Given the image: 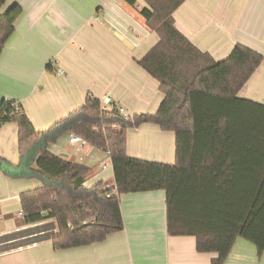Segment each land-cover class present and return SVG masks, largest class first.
Here are the masks:
<instances>
[{
	"label": "trees",
	"instance_id": "trees-1",
	"mask_svg": "<svg viewBox=\"0 0 264 264\" xmlns=\"http://www.w3.org/2000/svg\"><path fill=\"white\" fill-rule=\"evenodd\" d=\"M126 1L137 6L136 0ZM185 1L145 0L139 9L159 35L137 61L160 83L164 99L156 113L125 117L116 103L103 110L101 99L89 94L80 108L37 131L20 103L1 100L0 128L17 123L21 163L42 185L20 195L23 223L35 225L36 238L25 242V229L4 234L0 252L44 240L55 249L103 241L124 227L122 194L163 189L168 233L195 236L199 252L218 254L212 264H225L238 238L263 256L264 104L238 92L264 54L238 43L227 58L214 60L175 26L174 12ZM5 3L0 0V7ZM22 12L13 4L0 13V55ZM146 122L175 132L174 164L128 156L127 129ZM69 131L110 152L115 187L101 181L86 187L89 166L48 150L49 142ZM36 153L32 167L26 160ZM5 163L0 157V168Z\"/></svg>",
	"mask_w": 264,
	"mask_h": 264
},
{
	"label": "crops",
	"instance_id": "crops-1",
	"mask_svg": "<svg viewBox=\"0 0 264 264\" xmlns=\"http://www.w3.org/2000/svg\"><path fill=\"white\" fill-rule=\"evenodd\" d=\"M136 2L135 7L126 0H6L0 13L13 4L23 12L0 55V102L20 103L37 131L80 108L89 94L111 98L127 116L156 113L164 99L160 83L137 61L159 35L140 14L145 0ZM174 18L177 29L216 61L238 43L264 54V0H186ZM238 96L264 104V60ZM72 133L49 142L48 150L89 166L86 187L100 181L115 187L109 153L91 144L83 153L70 143ZM126 150L130 157L174 164L175 132L150 122L130 127ZM36 155L26 163L34 167ZM0 157L7 162L0 168L2 236L29 226L23 223L20 195L42 182L29 177L21 163L15 122L0 128ZM166 198L163 189L124 193L121 231L64 249L44 240L0 252V264H212L218 254L199 252L195 236L168 233ZM225 264H264V254L259 257L253 243L238 238Z\"/></svg>",
	"mask_w": 264,
	"mask_h": 264
},
{
	"label": "built area",
	"instance_id": "built-area-1",
	"mask_svg": "<svg viewBox=\"0 0 264 264\" xmlns=\"http://www.w3.org/2000/svg\"><path fill=\"white\" fill-rule=\"evenodd\" d=\"M101 103H102V105H101L102 109H103V110H107L108 108H111L113 102H112L111 98H109V97H105L104 99H101ZM118 110H119V111H120L125 117H127V114L125 113V111H124L123 108L118 107ZM114 127L117 128V125H115ZM69 141H70V143H72V144H77L79 150L83 149L84 147H86L87 145L90 144L89 141H88L86 138H84L83 136H81V135H79V134H77V133H72V134L70 135ZM107 152H108L109 155H110V152H109V151H107ZM106 167H107V166H104V168H106ZM21 215H23V212H21Z\"/></svg>",
	"mask_w": 264,
	"mask_h": 264
},
{
	"label": "rangeland",
	"instance_id": "rangeland-1",
	"mask_svg": "<svg viewBox=\"0 0 264 264\" xmlns=\"http://www.w3.org/2000/svg\"><path fill=\"white\" fill-rule=\"evenodd\" d=\"M90 148H91V145L89 144L86 148L81 149V151L83 153H86L87 151L90 150ZM34 226L29 225V226H27L25 228V231L23 232V234H25V237H24L25 238V240H24L25 242H28L29 240H33L34 238H36L35 236L38 234L37 233L38 229L36 227H34ZM21 230H24V229H21Z\"/></svg>",
	"mask_w": 264,
	"mask_h": 264
}]
</instances>
